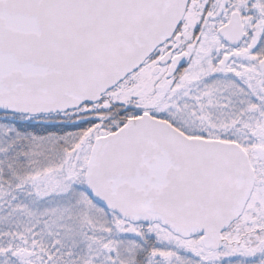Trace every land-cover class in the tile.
I'll list each match as a JSON object with an SVG mask.
<instances>
[{"label":"snow or ice","instance_id":"snow-or-ice-1","mask_svg":"<svg viewBox=\"0 0 264 264\" xmlns=\"http://www.w3.org/2000/svg\"><path fill=\"white\" fill-rule=\"evenodd\" d=\"M0 264H264V0H0Z\"/></svg>","mask_w":264,"mask_h":264}]
</instances>
